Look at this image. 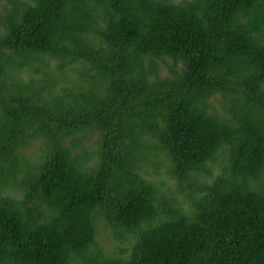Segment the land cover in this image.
I'll return each mask as SVG.
<instances>
[{"label":"trees","instance_id":"trees-1","mask_svg":"<svg viewBox=\"0 0 264 264\" xmlns=\"http://www.w3.org/2000/svg\"><path fill=\"white\" fill-rule=\"evenodd\" d=\"M0 264H264V0H0Z\"/></svg>","mask_w":264,"mask_h":264},{"label":"rangeland","instance_id":"rangeland-1","mask_svg":"<svg viewBox=\"0 0 264 264\" xmlns=\"http://www.w3.org/2000/svg\"><path fill=\"white\" fill-rule=\"evenodd\" d=\"M164 170V167L163 166H160L158 171H163ZM168 188H170L171 190H174V185H173V182L171 179H169V182L167 184ZM176 194V192H175ZM108 231L104 228H100L99 230V234L97 235V240H98V243L103 247L105 248L106 250H111V246L113 244L112 240H110L109 238H107Z\"/></svg>","mask_w":264,"mask_h":264}]
</instances>
